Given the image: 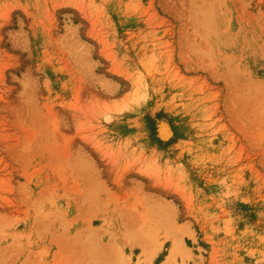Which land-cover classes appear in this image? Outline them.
<instances>
[{
  "label": "rangeland",
  "instance_id": "obj_1",
  "mask_svg": "<svg viewBox=\"0 0 264 264\" xmlns=\"http://www.w3.org/2000/svg\"><path fill=\"white\" fill-rule=\"evenodd\" d=\"M0 264H264V0H0Z\"/></svg>",
  "mask_w": 264,
  "mask_h": 264
},
{
  "label": "bare ground",
  "instance_id": "obj_2",
  "mask_svg": "<svg viewBox=\"0 0 264 264\" xmlns=\"http://www.w3.org/2000/svg\"><path fill=\"white\" fill-rule=\"evenodd\" d=\"M149 226V225H148ZM146 230V229H145ZM178 237H179V235H178ZM183 237V236H182ZM182 242H184L183 241V239L181 240V239H179V238H175V240H174V243L172 244L173 245V247H171V252L172 253H174L175 254V250H177L178 248L180 249V247L182 248H184L185 246H184V243H182Z\"/></svg>",
  "mask_w": 264,
  "mask_h": 264
}]
</instances>
